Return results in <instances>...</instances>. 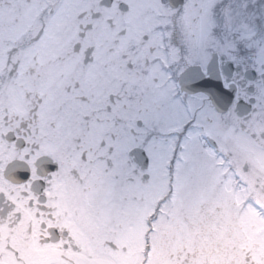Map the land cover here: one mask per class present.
<instances>
[{
  "label": "snow or ice",
  "instance_id": "1",
  "mask_svg": "<svg viewBox=\"0 0 264 264\" xmlns=\"http://www.w3.org/2000/svg\"><path fill=\"white\" fill-rule=\"evenodd\" d=\"M0 264H264V0H0Z\"/></svg>",
  "mask_w": 264,
  "mask_h": 264
}]
</instances>
